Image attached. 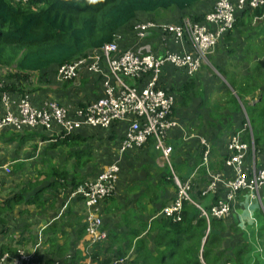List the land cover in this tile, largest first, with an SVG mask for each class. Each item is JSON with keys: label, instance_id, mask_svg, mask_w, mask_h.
Returning <instances> with one entry per match:
<instances>
[{"label": "trees", "instance_id": "16d2710c", "mask_svg": "<svg viewBox=\"0 0 264 264\" xmlns=\"http://www.w3.org/2000/svg\"><path fill=\"white\" fill-rule=\"evenodd\" d=\"M202 1L29 0L27 3H23L14 0H0V67L8 69L4 77L6 89L15 97H20L26 93L31 94L33 92L31 89L34 90L31 86L34 73L40 74L47 81L54 82L53 75L57 67L113 41L117 34H127L128 31L131 34L133 23L135 20L141 19L143 15L170 20L171 12L176 11L178 14L175 21L172 22H180L186 16L200 22L204 19L206 12L197 11L194 6ZM263 14L264 6L254 9L246 7L237 11L233 27L220 38V40L224 38L227 41L226 47L229 48L230 54L225 65L218 64V62L213 63L228 82L226 84L222 81V91L217 93L215 100L211 102L213 108L207 119V129L211 133L216 130L215 133L211 136H207L205 132L198 135V142L193 144L196 153L191 156H184L183 152L180 159L179 157L174 159L178 146L170 141L174 147V162L172 164L174 171L177 172L175 174L181 182H184L196 172V175L192 178L190 194L192 199L201 205L203 203L200 201L208 196V194H203L209 184V175L204 165L207 148L210 147L208 153L209 165L211 157H214L212 169L209 167L212 171L220 169L216 157H224V160H226L229 153H231L229 150L226 156L214 153L213 146H211L213 140L221 137L229 130L232 135L237 131H243V139L249 141V130L245 129V124L249 118L254 134L256 152L264 156V37L260 36V33H264V20L262 28L253 27L252 25L253 20ZM237 33L245 36L244 43L239 51L240 56L235 55L238 52L235 51L232 45V41L237 40ZM132 36H134V32ZM129 40L133 42V37H129ZM244 67H246L248 73L238 74L237 72H241ZM203 68L204 70L205 68L208 69L207 65ZM173 78L176 81L181 80L178 87L168 85V80ZM206 80L207 77L190 76L182 69L164 68L161 75V86L175 95L172 114L180 123L183 124L186 121L188 124L189 119L179 116L178 113L181 112L176 108V104L191 106L196 103L197 98L195 96L197 94H199L200 102L206 103ZM55 99L60 104H65L57 97ZM80 104L83 103L80 102L77 105ZM242 106L246 109V114L244 113L246 118L243 115L242 120L238 122L235 116V120L238 124H241V128H228L230 124L228 111H243ZM217 115H219L218 118H216ZM201 126L200 124L198 127L201 128ZM97 129L100 131L95 132ZM103 129L92 128V134L81 132L82 130H88L87 127L72 134L58 137L54 141L50 140L51 137L42 135L39 129H24L22 131H26L25 134H14L10 139H17L19 144L22 145L29 143L30 139L36 134L42 135L43 140H49L50 142L48 148L64 147L71 149L70 155L84 159V162H87L93 157L92 153L88 152L86 148L78 149V146H84L88 142L103 139L106 136L104 145H107V148H112L111 143L116 142L117 148L123 138L121 123H115L110 128ZM177 130L179 131V129ZM177 130L172 131L169 136ZM229 136L226 144H228ZM203 137L209 147L201 143ZM96 142L99 148L101 141ZM151 144L155 148L154 138L149 137L143 146L129 150L123 156L136 153L138 150H145L149 156ZM108 145H111V147H108ZM72 148L77 150H72ZM159 155L161 154L158 152L156 157ZM95 156H97V152ZM125 159L127 160V156ZM113 160L108 164L112 163ZM154 160L156 162L155 158ZM121 163L120 174L124 169V164ZM3 164L0 163V165ZM79 164L82 166L84 163L80 162ZM154 170H159L160 174L159 178L155 171L156 176L153 179L157 183H149L143 193L147 196L140 197L139 203L136 202L131 206V209L125 210L120 223H118L119 226L122 224L127 226L131 214V227L122 233H109L107 240L96 244V246H99L91 254L95 264H114L115 260L127 257L130 252L131 258L127 264H251L252 254L255 253L252 244L243 237L240 240L237 239L238 236L235 239L232 238L233 235H239L241 232L235 217L234 219L230 216V218L212 217L207 220L206 217L201 215L200 209L189 201L184 202L182 217L178 221L158 215L164 207L170 205L176 199L178 187L167 165L161 167L155 164ZM101 172L102 170H98L95 176H98ZM42 174L44 177H42ZM69 175V172L64 168L56 166H51L44 173L39 171L36 179L29 182L28 186L22 187L21 191L12 198L7 199L4 205L0 203V214L5 213L7 210L16 209L22 203L30 205L39 199L41 200V194L46 191V187H54L56 191L61 188L71 189L74 187L75 189L78 184L85 180V176L80 175V173L74 174L71 178H69ZM42 181L47 182L46 187H43L45 184ZM146 183L147 181H142L143 186ZM168 185L176 188L177 193L174 197H164ZM37 187L40 188L37 189ZM32 190L35 191L34 195H31L30 198L27 195L25 196V193ZM131 192L134 191L131 190ZM240 193L247 192L246 190H240L238 194L240 195ZM209 195H212L213 199L209 205L205 206L207 209L225 198L226 189L220 186L216 194ZM109 199L107 198L105 201H109ZM146 199L149 200L146 201ZM154 201L160 202L158 208L150 207V202L153 205ZM240 206L237 205V209ZM83 223L76 225V229L80 233L86 229V225ZM0 224L5 230L6 219L0 217ZM62 224L67 225L68 222L60 218H54L50 226L52 235L47 239L50 247H54L57 240L56 233ZM103 229H105L104 220ZM62 234L64 233L62 232ZM229 235L231 239H227ZM9 249V247L4 246L1 251L3 253ZM14 253L13 255H16L18 250ZM254 264H264V262L257 259Z\"/></svg>", "mask_w": 264, "mask_h": 264}, {"label": "built area", "instance_id": "2783aa9c", "mask_svg": "<svg viewBox=\"0 0 264 264\" xmlns=\"http://www.w3.org/2000/svg\"><path fill=\"white\" fill-rule=\"evenodd\" d=\"M14 1L27 3L29 0ZM263 6L264 0H213L212 8L200 22L186 16L178 23L157 24L148 20L136 23L133 43L121 44L124 37L116 36L113 41L56 68L53 75L56 83L70 81L74 86H80L83 75L100 76L103 96L86 100L80 105H64L54 99L37 104L29 93L15 101L14 95L6 89V74L0 73V131L39 129L49 133L52 137L50 140L54 141L85 127L108 129L115 123L122 124L123 138L113 162L97 178L86 180L74 189V194L83 197L89 208L85 223L90 245L95 246L107 236L102 230L98 205L116 193L123 155L143 146L149 137L154 138L155 147L163 161L167 162L178 187L176 199L158 215L178 221L182 217L184 202L189 201L200 209L201 215L207 220L212 217L227 218L231 215L240 190H249L257 196L264 212V162L257 165L256 161L250 171L245 169L243 160L245 161L246 153L250 151L254 155L255 150L249 149L251 147L241 141V132L231 136L227 144L232 153L228 164L236 172L233 178H223L220 173H211L209 148L205 152L204 164L210 180L203 194H216L219 187L223 186L226 189L225 198L210 209L192 199V179L181 182L175 174L171 163L173 146L167 142L170 131L179 126L172 114L175 95L163 88L160 82L167 65L182 69L190 76L196 74L207 62L220 38L233 27L236 12L246 7L254 9ZM152 38L158 39V46L146 41ZM249 127L247 122L245 129ZM0 170L10 174L11 166L4 165ZM195 175L196 172L191 178ZM128 259L125 257L115 260L114 264H126ZM0 262L36 264L30 255L22 251L14 257L5 252L0 255Z\"/></svg>", "mask_w": 264, "mask_h": 264}, {"label": "crops", "instance_id": "0c3cea01", "mask_svg": "<svg viewBox=\"0 0 264 264\" xmlns=\"http://www.w3.org/2000/svg\"><path fill=\"white\" fill-rule=\"evenodd\" d=\"M212 6H213V0H203L202 2L196 4L194 8L195 10L200 12H207L212 8ZM150 40L152 45H156V44L157 46L159 45L158 39L152 38ZM121 44L124 45L131 44L129 37H124V40H122ZM225 63H227V61ZM212 69L213 71L219 73V71L214 65ZM7 72H8L7 68L2 69L0 67V73L6 74ZM241 72H237V73L238 74L248 73L247 70L243 71L242 69ZM203 74H204V68H201L193 76L197 77ZM99 78L100 76L86 74L83 75L82 78L80 79V86H74L73 83L70 81L64 83H56L54 80V82H50L49 80L47 81L44 77H42L40 74L34 73L31 80L32 83L31 86L33 87L34 90L31 89V91L33 92L29 94L32 97L33 102L37 104L42 103L44 100H49V99L56 100L55 97H57L62 103H65L64 105H77L80 102L83 103L86 100H95L103 96L102 82L100 81ZM222 79L226 84H228L226 78L222 77ZM83 82H85V84H83ZM18 99L19 97H15L14 95V100L17 101ZM242 108L245 109L243 106ZM1 110H2V105L0 111ZM244 113L246 114L245 110ZM242 117L243 114L236 115L237 121L240 122L242 120ZM176 121L179 123L178 128L179 127L181 129L184 128V130L183 131L179 130L175 135L169 136L168 141H173V143H175L174 144L175 146L181 147V145L183 144V139L188 140L193 133L190 131H193V128H197L200 124L194 123L192 125L193 126L192 128L186 129L185 125L181 124L177 119ZM247 122H249L250 124L249 118ZM231 128H233L232 125ZM248 130L250 135L249 141H245L243 139V131H237L235 134L241 132V141L249 145L251 147L249 149L253 148L255 150L254 155H252V153L248 151L246 153L245 161L243 160L245 169L250 171L253 164H255L256 161H257V165H260L264 162V156L263 154L256 152L254 134L251 124ZM39 131L41 132L42 135L51 137L49 133L42 130ZM91 131L92 128L89 127L88 130H82L81 132L86 134V133H91ZM185 131H186V135H185ZM43 141L49 142V140H43ZM43 141L41 142L42 144ZM226 142L227 139L224 140L223 142H220L218 139L213 140L211 146H213V149L215 151L214 153L217 154L219 153L222 156H226V154L229 153L228 151L229 149H227L228 145L226 144ZM201 143L203 145H208L204 137L201 138ZM117 150H118V146L115 149V154H117ZM158 152L159 150L156 149L155 147L154 152L149 151V157L147 158V160L144 159L143 161L145 163L144 166L145 168L148 169L147 173H145L144 176H142L139 173L131 171V163L128 161L131 159V155L126 154L125 156H123L122 163L124 164V169L122 170L121 174L119 173L120 175L117 178L116 193L112 197H110L109 201H102L98 205V215L101 216L102 218V230L105 231L107 235L102 242L107 240L109 233L110 234L113 232L122 233L123 231L128 230L131 227V214L127 226H125V224L119 226L118 223H120V220L122 218L121 216L123 215V212L125 210L131 209V206H133L134 203L136 202L139 203L140 197L147 196V194H143V193L149 186V183L152 184L157 183V181H155L153 177L156 176V173L154 171L155 164L160 165V163H158L160 155L158 157L155 156L158 154ZM179 153L180 156H182L183 151H181L180 149ZM176 154L177 153H175V155ZM231 154L232 153H229V157ZM126 156H127V160L125 159ZM248 156H251L250 160L248 159ZM258 156L262 157L261 163H259L258 161ZM229 157L226 160H224V157L222 158L216 157L218 160L217 164H219L220 167V169L217 170V173H220L223 178H228V179L233 178L236 175L234 167L228 164ZM154 158L156 159L157 163L155 162ZM3 163L4 164L0 165V167H3L4 165H7L10 162H3ZM212 164L214 165L213 156L211 157V161L209 165L211 169H212ZM106 166L107 165H105L101 170L103 171V169ZM9 176L10 175L5 173L3 170H0V181L2 183V191L0 193L1 205H4L7 199L12 198L14 195H17L21 191L19 188L14 190L13 188L14 185L9 180L6 179ZM95 178H97V176H95L94 174L89 178L85 179L84 181ZM131 180H134L135 182L138 183L131 184ZM143 180L145 181L150 180L151 182H147L143 186L142 184ZM46 185L47 184H45V186L43 187H46ZM39 188L40 187H37V189ZM65 189L66 188H61L59 192L56 193L54 187H46V191L41 194L42 200L39 199L34 204H30V205L22 203L21 205L17 206L16 209L7 210L5 213L0 214V217L6 219L7 221L5 230H3L2 225L0 224V255H2L5 252H8L12 257H14L18 255L19 251H22L30 255L36 264L38 263L39 264H79V263L95 264V262L91 258V254L93 250L99 245L97 246L90 245L86 233V229L85 231L80 233L78 229H76V225L74 223H72L71 225L69 224V221L73 219H82V223H83L85 217L89 212V208L86 205V201L83 197L74 194V187L68 189L67 191H65ZM131 190H133L134 192H131ZM246 192L247 193H240V195L238 194V196L236 197V201L234 203L235 208L233 207L232 214L230 215V217H232L233 219L234 217L236 218V222L239 224V227L241 229L240 234L236 236L233 235L232 238L235 239L238 236L237 239L240 240V238L243 237L252 244L255 253L253 252L252 254L251 264H254L257 259H261L264 262V233L263 235L261 234L259 228V222L257 221V218L255 216V212H256L255 210H259V207L255 202L256 201L259 202V199L257 198V196L253 195V193L250 192L249 190H247ZM34 193L35 191L32 190L25 193V196L27 195V197L30 198V196L34 195ZM60 198H62L60 201L63 203V206L69 207L71 209L56 214H51L48 211L51 208L49 203L58 204ZM137 198L139 199L137 200ZM237 199H238V203H237ZM259 204L261 205L260 202ZM237 205L238 206L241 205V206L237 209ZM152 206L153 205L150 202V207ZM262 213H264L263 209H262ZM55 217L57 219L60 218L66 220L68 224L61 225L60 229L56 233V237H57L56 243L54 247L53 246L50 247V244L47 241V239L49 236L52 235V230L50 229V226ZM103 220H104L105 229H103ZM84 225L87 226L86 223ZM62 232L64 234H62ZM227 239H231V236L229 235ZM4 246L9 247L10 249L2 253L1 248ZM17 250L18 253H16V255H13L15 254L14 252ZM102 257L103 255L101 256V258ZM127 257L129 259L131 258V252L129 253V255H127ZM0 264H4V263L0 262Z\"/></svg>", "mask_w": 264, "mask_h": 264}, {"label": "rangeland", "instance_id": "374dc122", "mask_svg": "<svg viewBox=\"0 0 264 264\" xmlns=\"http://www.w3.org/2000/svg\"><path fill=\"white\" fill-rule=\"evenodd\" d=\"M176 11L171 12V19L170 20H164L161 18H156L151 15H143L141 19L135 20L133 23V29L126 33H120L117 34V37H133V41H135V37L132 36L134 32V27L136 23L142 22L145 20L148 21H153L157 24L160 23H172V21H175V17L177 16ZM158 17V16H157ZM264 20V14L259 17L255 18L252 22L253 27H261L262 28V22ZM178 23V22H177ZM254 32V30H253ZM252 32V33H253ZM154 35H157L154 33ZM261 37H264V33H260ZM237 40L232 41V45L235 49V51L238 52V54H235L236 56L239 55V51L242 48V45L244 43V35L237 33L236 34ZM147 42L151 43V40L148 39L146 40ZM227 46V41L222 38L220 42L217 44L215 49L210 53L208 56L207 64L204 63L201 68L205 67L207 65L208 69L205 68L204 74L201 75L203 77H207L206 80V91H205V98L207 99L206 103H201L200 98L198 97L199 94H197L195 97L197 98L196 103L188 106L185 104H176V108L180 110L181 113H178L179 116H184L185 118L189 119V123L187 124L186 121L183 123L185 125L186 129L192 128L193 124L191 123H198L201 124V128H193V133L191 137L188 140L183 139V144L181 147H177V154L174 156V159H177L180 156L179 150L184 152V156H191L192 154L194 155L196 153V148L193 146V144L198 142V135H201V133L205 132L207 136H211L213 133H215L216 130H213V132H208L207 129V119L209 117V113L212 110L211 102L215 100V95L222 91L223 89V79H222V74L219 72L213 71V63L218 62V64H224L227 61V57L230 54V50ZM231 57H233L231 55ZM165 67H168L169 69H174L176 67L172 65H167ZM3 69V68H2ZM211 70V71H210ZM243 71H246V67L242 68ZM7 74V73H6ZM224 77V76H223ZM169 81V86L172 87H178L181 80H175L174 78ZM243 111H228V118L230 120L229 127L233 128H241V124H238L237 121L235 120V116L238 114H243L244 115V110ZM219 115L216 116L218 118ZM201 121V122H200ZM200 122V123H199ZM182 124V123H181ZM181 130L180 127H175L170 131V133L174 130ZM105 130V129H103ZM100 130H96L95 132H98ZM178 131V130H177ZM26 131H16V130H4L0 131V163L3 162H10L11 165V172L10 176L7 177L6 179L9 180L13 185H14V190L19 188L20 190L22 189L23 186H28L29 182L34 181L36 179V176L40 172H46L51 166H56L59 168H64L66 171L69 172V178H71L74 174L80 173V175H84L85 179L89 178L90 176L94 175L95 173L98 172V170H101L106 164L111 162L113 158L116 157L115 154V149H116V142H112V149L107 148V145H104V141H106V136L103 137V139H96L95 141L88 142L84 146L79 147L80 148H86L88 152H91L93 157L91 160H88L87 162H84V159H80L76 156L70 155V150L71 149H66L64 147H58L55 149L48 148L50 145V142H44L42 135L36 134L32 139H30L29 143H24L22 145L19 144V140L17 139H10V137L14 134H25ZM177 132L172 133L171 135H175ZM231 134L229 130L225 134H223L221 137H218L217 139L220 142H223L224 140L227 139V137ZM170 135V134H169ZM186 135V131H185ZM230 137V136H229ZM194 140V142H193ZM208 140V139H207ZM43 141V144L41 143ZM96 141H101L100 146L98 148L97 142ZM169 144H172L170 141L167 140ZM173 145V144H172ZM151 148H149V151L154 152V146L151 144ZM108 147H111V145H108ZM209 147V145H207ZM210 148V147H209ZM72 150H77L76 148H72ZM97 152V156H95ZM114 153V154H113ZM252 153V152H251ZM173 154H174V147H173V153L171 155V163L174 162L173 159ZM131 155V159L128 160L131 163V171L136 172L144 176L145 173H147L148 169L145 168V163L143 162L144 159L147 160L149 157L148 154L145 152V150H138L136 153H129ZM157 156V155H155ZM251 156H248V159L250 160ZM122 161V160H121ZM258 161L259 163L262 162V157L258 156ZM83 162L84 164L81 166L79 163ZM23 165L21 166V164ZM161 167L163 165H167L166 161H163L161 155L159 158V162ZM122 164V163H121ZM173 165V164H172ZM170 169V168H169ZM174 169V167H173ZM171 170V169H170ZM156 171L158 177H159V170H154ZM191 169L189 170V172ZM211 173H217V171H212L209 169ZM177 173L176 171H174ZM208 172V171H207ZM214 174V175H215ZM209 175V173H208ZM42 177L44 175L42 174ZM160 178V177H159ZM192 179V178H189ZM209 180H210V175H209ZM43 184H47V182L42 181ZM147 182H151L150 180H147ZM132 183H138L135 182L134 180H131ZM17 184V185H16ZM168 189L164 192V197H174L176 194V188H172V185L167 186ZM68 189H65L67 191ZM59 190L56 191L58 193ZM1 193V192H0ZM163 193V191H162ZM62 198L59 199L58 204H52L49 203L51 208L48 210L51 214H56L62 211H67L70 210L71 208L63 206V203L60 201ZM213 196L208 195L203 201H200L203 203V206L209 205L212 202ZM42 200V198H41ZM149 199H146L148 201ZM151 201V200H150ZM262 201L264 203V194ZM261 203V201L259 200ZM258 201L257 203L259 210H255V216L257 218V221L259 222V228L260 232L263 235L264 233V213H262V208L261 205L259 204ZM160 206V202H153V207L158 208ZM85 221V220H84ZM82 222V219H73L69 221V224L71 225L74 223L75 225H78Z\"/></svg>", "mask_w": 264, "mask_h": 264}]
</instances>
